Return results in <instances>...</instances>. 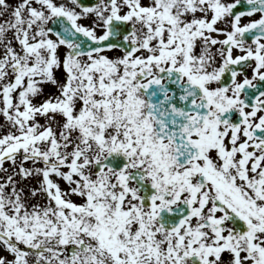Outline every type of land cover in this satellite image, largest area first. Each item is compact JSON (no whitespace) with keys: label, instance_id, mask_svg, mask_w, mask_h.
I'll use <instances>...</instances> for the list:
<instances>
[{"label":"snow or ice","instance_id":"obj_1","mask_svg":"<svg viewBox=\"0 0 264 264\" xmlns=\"http://www.w3.org/2000/svg\"><path fill=\"white\" fill-rule=\"evenodd\" d=\"M0 264H264V0H0Z\"/></svg>","mask_w":264,"mask_h":264}]
</instances>
